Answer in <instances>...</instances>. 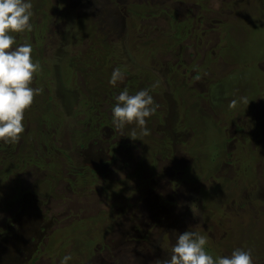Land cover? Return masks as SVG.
Instances as JSON below:
<instances>
[{
	"label": "rangeland",
	"instance_id": "rangeland-1",
	"mask_svg": "<svg viewBox=\"0 0 264 264\" xmlns=\"http://www.w3.org/2000/svg\"><path fill=\"white\" fill-rule=\"evenodd\" d=\"M174 1L0 0V264H264V0Z\"/></svg>",
	"mask_w": 264,
	"mask_h": 264
},
{
	"label": "trees",
	"instance_id": "trees-1",
	"mask_svg": "<svg viewBox=\"0 0 264 264\" xmlns=\"http://www.w3.org/2000/svg\"><path fill=\"white\" fill-rule=\"evenodd\" d=\"M107 1L108 0H106V2ZM76 2L77 3L78 2L79 3L82 2L83 5H85V6H86L87 3H89L88 7L90 9H92V7H94V6H99V4L96 3L97 0H76ZM110 3L112 4V1ZM179 4H183V3L180 0H175L173 2V8L170 9V12H169V9L168 10H166V9H162L161 10V13L166 15L170 19V22L177 27V30H176V32H174L172 34H168L169 32H167L166 33L167 36H165V39L163 41H161L160 43L157 42L159 37H155L154 40H151V42L156 45L155 49H157V45L159 47H162L163 48L162 50H166L168 48H171L172 45H176L178 41L181 42L184 39V37L186 36V34H187L186 29H181L180 30V28H184V23L182 21L183 18L180 15V13L183 12L182 11L183 8L179 9L178 8L180 6ZM109 10H110V14L112 16L111 20L113 21L112 23L108 21L109 24L107 22V27H109V33H110V32H112V30H113V32H115V30H116V28L118 26L117 22L118 21L120 22V20H118V18L115 19L116 9H114L113 6L110 7ZM184 12H185V10H184ZM187 13H188V11H187ZM94 15H97V13L95 12ZM185 27H187V26H185ZM107 31L108 30H101L100 32H98V35L95 36L94 39H95L96 42H98L99 45L103 44L104 40L108 39V37L106 36ZM112 45L115 46L114 44H112ZM124 53L129 59H131L133 57V55L130 53V50L129 51H124ZM113 54H114V52H113V48L111 46H107V48L103 47L101 45L98 47V46H95V44H91L89 46V54L87 56H88V58L93 57L92 61H93V66H94V72L97 75L99 74V76H101L100 74L102 72V70H100L98 72L97 69H95L96 65L99 63V60L108 59L111 56H113ZM98 66H100V64H98ZM88 75H93V74L90 72V73H88ZM127 75H129V77H130V78L128 77V81H127L128 84L129 83H133L134 80L138 78V77L135 78L130 73H127ZM118 89H120V87H118V88L117 87H113L112 89H110L109 97H107V98L110 99V97L113 94V92H115V90H118ZM88 106H89L88 109L91 110V113L89 112V115H88V118H87V122H88V124L92 123L90 126H92L95 131L99 127H104L106 125H109L108 122H111V120L110 119L108 120L107 117H109V116L107 114H104L105 112L100 111L98 109V100L97 99H91L90 103L88 102Z\"/></svg>",
	"mask_w": 264,
	"mask_h": 264
}]
</instances>
